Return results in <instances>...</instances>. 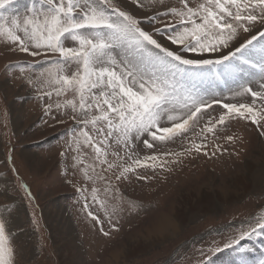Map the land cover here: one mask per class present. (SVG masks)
<instances>
[{
	"label": "snow or ice",
	"instance_id": "1",
	"mask_svg": "<svg viewBox=\"0 0 264 264\" xmlns=\"http://www.w3.org/2000/svg\"><path fill=\"white\" fill-rule=\"evenodd\" d=\"M0 46L43 57L9 61L4 74L38 69L35 78L29 72L17 79L45 101L42 111L52 121L71 122L59 155L67 182L84 199L82 210L104 236L109 232L99 212L115 229L113 217L124 210L115 192L136 169L214 156L222 149L213 144L207 151L209 135L219 139L217 133L236 120L264 135V0H0ZM224 92L251 103H226ZM202 123L199 142L193 137L183 146ZM178 138L180 151L137 154L141 146L153 149ZM20 187L31 203L30 187ZM17 211L14 205L0 210V264H15ZM243 223L247 228L224 245L236 252L235 264H250L252 249L242 241L264 236V212ZM252 264H264V254Z\"/></svg>",
	"mask_w": 264,
	"mask_h": 264
},
{
	"label": "rangeland",
	"instance_id": "2",
	"mask_svg": "<svg viewBox=\"0 0 264 264\" xmlns=\"http://www.w3.org/2000/svg\"><path fill=\"white\" fill-rule=\"evenodd\" d=\"M41 59L13 54L0 46V210L4 205L18 209L12 242L15 264H203L204 260L235 264L236 252L224 245L241 228H247L243 221L264 212V135L250 123L236 120L226 131L217 133L219 139L209 135L207 151H214L213 144L222 149L214 156L200 153L184 156L165 169H136L115 192L124 202V210L113 217L116 228L112 229L104 212H99L104 230L109 232L104 236L100 225L82 210L84 199L67 182L65 163L59 155L66 140L64 129L71 122L52 121L42 111L45 101L17 79L29 72L35 78L38 69L26 67L20 72L16 68L4 74L9 61ZM222 96L226 103H251L248 96L233 99L228 92ZM219 114L217 109L214 115ZM202 126L187 134L183 146L193 137L199 142L197 134ZM227 135H233L234 140L227 142ZM181 147L178 138L156 143L153 149L141 146L137 154L142 159L177 152ZM253 174L259 181L247 187L245 180ZM138 175L147 179H138ZM79 180L78 176L74 181L77 186ZM21 183L30 187L35 197L31 203ZM103 183L96 184L102 193ZM108 203L111 211V197ZM168 219L172 225L159 230ZM210 231L215 232L207 234ZM242 243L252 249L250 264L262 258L264 236Z\"/></svg>",
	"mask_w": 264,
	"mask_h": 264
},
{
	"label": "bare ground",
	"instance_id": "3",
	"mask_svg": "<svg viewBox=\"0 0 264 264\" xmlns=\"http://www.w3.org/2000/svg\"><path fill=\"white\" fill-rule=\"evenodd\" d=\"M245 181H248V184H246L245 183V185L247 186V187H249L250 186V184H252V183H254L255 184V186L257 185V183H258V181H259V176L257 175V174H253L250 178H246V180ZM255 188V187H254ZM203 197H205V195L203 196ZM231 198V197H230ZM203 199V198H202ZM229 199V198H228ZM224 202V201H223ZM202 206V205H201ZM185 207V206H184ZM199 208H201V207H199ZM202 209V208H201ZM162 225L161 226H159V230H163L166 226H170V225H172V222L171 221H169V219H168V221H166L165 223L163 222V223H161ZM179 226V225H178ZM173 227V226H172ZM61 229V228H60ZM161 232V231H160Z\"/></svg>",
	"mask_w": 264,
	"mask_h": 264
},
{
	"label": "water",
	"instance_id": "4",
	"mask_svg": "<svg viewBox=\"0 0 264 264\" xmlns=\"http://www.w3.org/2000/svg\"><path fill=\"white\" fill-rule=\"evenodd\" d=\"M211 232H215V231H210L207 234H210ZM207 234L201 235V236H206Z\"/></svg>",
	"mask_w": 264,
	"mask_h": 264
}]
</instances>
